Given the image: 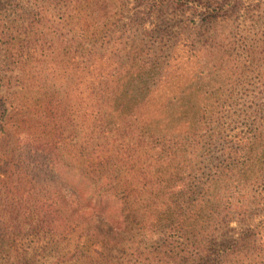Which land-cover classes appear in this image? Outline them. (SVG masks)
Returning <instances> with one entry per match:
<instances>
[{"label":"trees","instance_id":"16d2710c","mask_svg":"<svg viewBox=\"0 0 264 264\" xmlns=\"http://www.w3.org/2000/svg\"><path fill=\"white\" fill-rule=\"evenodd\" d=\"M37 2L0 75V264L61 243L68 264L264 260V222L218 241L233 211L264 206V151L247 150L264 146L256 91L168 95L174 44L146 22L171 0Z\"/></svg>","mask_w":264,"mask_h":264},{"label":"rangeland","instance_id":"374dc122","mask_svg":"<svg viewBox=\"0 0 264 264\" xmlns=\"http://www.w3.org/2000/svg\"><path fill=\"white\" fill-rule=\"evenodd\" d=\"M33 1L0 0V75L8 74L12 68L5 42L22 38L20 28L25 23L33 21L37 25L41 20L36 12H32L39 4H31ZM245 1L248 0H171L146 22L147 29L153 28V34L150 33L155 39L153 41H161V46L163 43L174 44L173 64H180V68L166 90L168 95L180 90H189L192 95L199 91L201 94L218 91L208 96L214 102L221 94L229 93L227 88L243 83L255 90L264 102V5L248 7ZM45 33L50 35L51 32L46 30ZM137 37L144 36L140 33ZM193 52H199V55L193 57ZM7 94L6 86L0 82V99ZM237 96L235 94L234 98ZM2 115L3 108L0 106V118ZM249 149L264 151V146L249 143ZM215 150L217 156L220 147H215ZM212 164L213 161H210L207 165ZM39 194L36 193V198ZM234 201L238 204L241 198L236 196ZM229 218L228 227L224 226L227 231L218 237V241L231 240L248 227L264 222V206H252L244 215L233 211ZM249 247L254 248L253 245ZM38 248L32 264H68L66 260L74 250L66 243L58 246L42 244ZM261 249V254H264V246ZM250 252L253 255L249 259L234 257L226 264H264V260L256 257L258 251Z\"/></svg>","mask_w":264,"mask_h":264}]
</instances>
